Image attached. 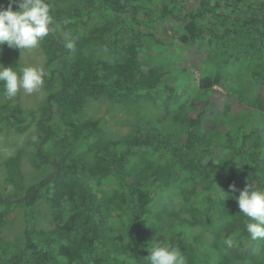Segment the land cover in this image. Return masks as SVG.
<instances>
[{
	"label": "trees",
	"instance_id": "1",
	"mask_svg": "<svg viewBox=\"0 0 264 264\" xmlns=\"http://www.w3.org/2000/svg\"><path fill=\"white\" fill-rule=\"evenodd\" d=\"M63 1L70 6L51 7L50 40L40 47L49 90L40 109L47 116L28 147L32 166L51 173L15 199L0 195V264H149L153 239L178 247L186 264H264V238L246 232L248 218L236 201L248 183L264 188V138L256 125L264 121V72L247 81V106L228 93L233 84L215 54L219 44L240 54L235 38L255 35L251 49L264 60V0ZM0 3L7 8L9 0ZM96 12L101 24L94 23ZM92 48L109 60L88 53ZM197 71L210 73L198 86ZM101 99L120 106L153 101L173 115L177 129L145 134L137 127L130 139L104 140L99 121L77 120L89 101ZM15 102L0 111V133L7 123L15 130L29 124ZM21 161L18 153L3 162L15 190ZM223 174L237 188H229L234 195L226 201L217 195ZM171 187L192 222L174 218L172 197L164 195ZM41 201L51 217L48 231L32 222ZM20 206L25 228L16 250L2 228ZM194 224L204 231L194 233ZM208 231L214 240L205 245ZM212 250L216 259L208 258Z\"/></svg>",
	"mask_w": 264,
	"mask_h": 264
},
{
	"label": "rangeland",
	"instance_id": "2",
	"mask_svg": "<svg viewBox=\"0 0 264 264\" xmlns=\"http://www.w3.org/2000/svg\"><path fill=\"white\" fill-rule=\"evenodd\" d=\"M47 2L51 7H58L60 9H68L70 6V2L63 0H47ZM1 3L0 6L2 5ZM102 22V18L99 16V13L96 12L94 23L101 24ZM79 23L81 24V22ZM50 27L52 28L53 25ZM53 29L63 39L68 38L67 34H65L64 31H62L59 27H54ZM232 39L234 40L233 37ZM44 40L49 42L50 39L49 37H45L40 41L37 47L31 50H21L7 46L0 51V64H3L5 67H16L17 71L23 67H35L37 69H43L47 58L44 51L40 47H43ZM235 40L237 42L236 45L242 46L239 51L240 54H231L226 47L221 48V44H219L215 46V54L217 57L216 62L217 65L220 66L225 80H228L233 84L228 93L232 94L236 99L242 101L247 106H250L251 101L246 98L243 92L247 87V81H253L251 76L252 72L256 70L264 72V60L260 52L251 49V46L256 42L255 35L245 37L243 34H241L237 36ZM55 49L60 50V47L55 44ZM88 53L96 57H100V59L109 60L108 54L98 48H92ZM209 74V72L204 71L194 72L193 79L197 86L199 79ZM47 75H50V72H48ZM47 89L48 88L43 79V84L32 93H26L24 90H20L16 97L9 99L4 94L3 84L0 83V111L2 110L3 106L5 107L10 103L14 104L13 102L16 100L13 107L18 105L22 110L21 117L27 116L29 119V124L26 127L20 128L19 130H15L11 123H7L3 131L0 133V195L4 198L15 199V192L22 194L28 188V186L38 182L40 179L51 173V169L48 167L36 168L32 166L31 156L28 152L29 145L39 140L42 134L37 129L36 124L38 121L45 119L47 116V112L40 109L46 104V99L49 95V90ZM215 89L220 92H224L220 87H216ZM13 107H11V109ZM173 113L177 112L174 111ZM77 120L79 122L93 120L99 121L104 140L122 141L130 139L133 137L137 127H140L142 132L144 131L145 134L152 132V127L160 128L164 131V133H173V131H176L177 129V125L175 124L176 120L173 119V115L158 110L153 101H147L144 103L141 101L138 104L120 106L114 104L108 99H101L97 101L91 100L80 113V116ZM54 124V129L57 132L62 131V128L57 121L54 122ZM256 125H258L259 132L264 138V121L257 122ZM18 153L21 154L22 161L18 171L19 177H16V180L18 181V190H15L12 184H7L5 182L7 174L3 162L10 158L16 157ZM224 175L225 174H223V176L220 178L217 187V195H219L220 198L222 197V201H226L228 197L234 195L229 190L230 182L224 179ZM175 193L176 190L171 187L166 192V194H164L165 197H172V199L168 200V203L172 201L175 205V210H173L174 218L179 216L182 218V220L192 222V219L184 210L182 198L181 201L177 200L178 198L175 196ZM193 201L196 203V205L203 206L201 201L198 203L195 198ZM32 210V222L35 224L36 229L48 231L50 229L51 217L45 202L41 201L39 204L35 205ZM174 218L172 217L171 221ZM24 228V208L22 206L13 208L7 217L5 226L2 228V234L4 240L10 243L11 246H15L14 249L16 250L17 246H20L23 242ZM202 231H204V229L199 228L198 225L194 226V233H202ZM209 232L210 231H208L207 234L202 238L205 245H208L209 243L211 244L214 240L211 236V233ZM161 235L165 234L163 233ZM56 250L57 249H54L55 252ZM208 254V258L212 257L216 259L218 257L214 250Z\"/></svg>",
	"mask_w": 264,
	"mask_h": 264
},
{
	"label": "clouds",
	"instance_id": "3",
	"mask_svg": "<svg viewBox=\"0 0 264 264\" xmlns=\"http://www.w3.org/2000/svg\"><path fill=\"white\" fill-rule=\"evenodd\" d=\"M13 4L16 10H13ZM52 22L51 6L47 0H9L7 8L0 7V46L31 50L49 35ZM66 47L71 49L73 45L69 42ZM44 75L43 69L23 67L17 71L16 67L0 64V83L9 99L16 97L20 90L32 93L38 89L43 84ZM229 188L237 191L234 183ZM236 201L248 218L246 232L252 239L264 238V188H256L248 183ZM148 252L149 264H186V257L180 249L166 240L153 239Z\"/></svg>",
	"mask_w": 264,
	"mask_h": 264
}]
</instances>
